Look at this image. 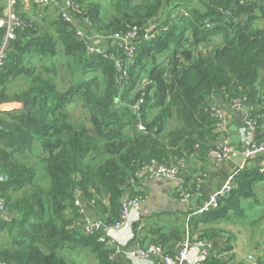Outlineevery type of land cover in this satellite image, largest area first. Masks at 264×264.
<instances>
[{
  "label": "trees",
  "instance_id": "1",
  "mask_svg": "<svg viewBox=\"0 0 264 264\" xmlns=\"http://www.w3.org/2000/svg\"><path fill=\"white\" fill-rule=\"evenodd\" d=\"M72 1L79 13L70 23L57 7L19 4L27 26L17 31L0 67V169L8 176L0 183V198L14 214L0 216L4 264H70L62 251L71 242L91 247L100 264H109L111 246L78 230L83 215L76 201L114 224L127 186L151 160L207 159L217 135L212 98L220 94L229 102L248 95L264 66L259 0H112L110 11L95 1ZM133 29L130 58L111 44L103 46L109 58L91 55L79 35L101 38ZM115 60L128 63L120 88ZM60 68L70 75L68 83ZM78 102L86 119L71 113L69 105ZM257 116L264 131V89ZM259 167L241 169L220 207L190 220L191 240L208 237H193L200 220L224 219L242 200L256 197L264 181ZM135 233L143 247L163 249L186 237L180 227L166 232L135 225ZM205 264L226 260L214 257Z\"/></svg>",
  "mask_w": 264,
  "mask_h": 264
},
{
  "label": "crops",
  "instance_id": "2",
  "mask_svg": "<svg viewBox=\"0 0 264 264\" xmlns=\"http://www.w3.org/2000/svg\"><path fill=\"white\" fill-rule=\"evenodd\" d=\"M261 3L264 4V2ZM5 4L6 0H0V17L3 15ZM91 39L95 45L104 46L97 37L92 36ZM204 49L200 48L199 51L201 52ZM263 89L264 79L246 96L247 100L243 105V110L240 111L232 109L230 103L220 94L212 98L213 104L224 111L225 116H227V132L230 138L231 150V158L229 160L219 162L210 156L207 159L191 156L187 160L174 161L177 165H181V161L185 164V168L180 170L176 180L162 177L149 179L146 172L141 171V173L137 174L136 179L131 181L126 188L127 194L145 196L146 200L144 202L151 197H155L154 204L157 207L164 197H173L177 202H181L176 199L178 189L181 187L193 193L192 199L185 204L183 211L153 212L150 217L144 215L146 229L164 227L166 232H172L180 227L186 233L184 239L189 238L188 227L190 220L193 217L196 218L208 213L197 212L199 208L210 200L216 191L226 184L229 176L237 172L243 164L244 166H256L257 164L264 166L263 155L248 161L244 160L242 156L243 141L240 133L244 113L249 110H255V105L260 99ZM260 132L261 141L264 143V131L261 128ZM157 179L161 182L156 183L155 180ZM255 191V198L250 197L247 200H242V205L236 207L235 211L230 210V213L224 219L212 220L206 223L200 220L197 223L193 237L208 235V237H205L207 245L204 250L210 258L219 257L221 260H226V264H260L259 259L264 261V181L257 184ZM85 209L88 217L95 218V214L88 207H85ZM135 225L133 223L131 228L114 232V242L119 248L117 249L115 245L110 243L106 244L107 247L111 246L109 248L113 249V252L108 257L109 264H155L154 256L148 259H141L136 256L135 252L139 241L136 240ZM77 227L80 231L81 225L78 224ZM78 238L77 236V240ZM189 239L191 240V238ZM176 243L166 242L164 244L169 254H176L179 245V243ZM146 246L147 243L144 244V247ZM64 248L62 255L69 260L70 264H100L96 256L91 252V247L85 246L83 243L71 242L66 244ZM200 253H203V249H199V253L191 252L190 256L196 259L200 256ZM71 254L80 258L78 263L70 260ZM249 257L253 259L250 260ZM176 264L184 263L176 262Z\"/></svg>",
  "mask_w": 264,
  "mask_h": 264
},
{
  "label": "built area",
  "instance_id": "3",
  "mask_svg": "<svg viewBox=\"0 0 264 264\" xmlns=\"http://www.w3.org/2000/svg\"><path fill=\"white\" fill-rule=\"evenodd\" d=\"M264 2V0H260ZM243 3V2H242ZM19 4L22 5L21 8L30 9L32 6H51L57 7L60 11V16L65 22H75L74 13H79L78 8L75 6L72 0H65L64 2H59L58 0H6V4L3 8V15L0 17V29L4 30L3 37L0 38V67L5 64L7 56V48L11 41L15 40L17 37V31L19 29H24L27 24L19 15ZM81 38L87 42V52L89 54L102 55L104 58H109V51L107 46H96L91 38H88L83 32L79 31ZM137 37V30L129 31L126 34L116 33L107 37L98 38L103 44H111L115 46L119 55L124 53L130 58L134 55L135 47L133 46V41ZM155 34H149L146 38L152 39ZM121 52V53H120ZM124 52V53H123ZM128 63H123L121 60H115V68L117 73H120L119 82H117L118 88L123 86L125 80L128 78V69L126 65ZM264 69V66H263ZM247 95L242 97L234 98L229 101L232 109L236 111L243 110V105L247 100ZM143 100H140L133 108L136 112H139ZM210 114L215 120V132L216 138L213 142L212 148L210 149L208 156L212 157L216 161L223 162L231 158L230 150V138L227 132V116H225L224 111L219 109L216 105H212L210 108ZM260 116L254 117V110H249L243 115V125L240 128V133L242 135V156L245 161L251 160L260 155L264 156V143L261 141V132L259 127ZM140 131H144L145 127L140 123L138 125ZM181 165L177 164H164L159 163L156 160H151V162L145 165L141 171H145L149 179L153 178H166L169 180H176L179 176L181 169L185 168L184 162H180ZM246 165L244 164L239 168V170L229 176L226 184L216 191L201 208H199L197 213H205L211 210H216L220 207L222 201L227 199L233 190L234 178L236 174ZM259 171L264 173V166L259 167ZM138 173V174H139ZM8 176L0 169V183L6 182ZM193 197V193L187 191L183 187L178 189L176 199L186 204ZM146 200L145 196L137 195L132 196L125 194L120 201L121 209L119 219L114 224H105L99 218H90L87 216L85 206L79 201H76V206L78 207V212L83 215V223L81 225L82 231L87 236H97L98 241L104 244L115 245L114 242V232L120 231L125 228H131V225L135 223L136 225L144 226V218L141 213L142 203ZM7 212V205L4 199L0 198V216H4ZM138 248L135 252L136 256L141 259H148L151 256L155 257V264H176V262L184 264H205L210 257L208 253L204 250L207 243L205 241L197 240L193 241L189 238L184 239L179 243L175 255L169 254L160 245H149L147 247H142L138 242ZM116 247L118 245H115ZM119 247H117L118 249ZM199 249H203V253L196 259L191 258V252L199 253ZM249 259H253L249 257ZM0 264H4L1 263Z\"/></svg>",
  "mask_w": 264,
  "mask_h": 264
},
{
  "label": "water",
  "instance_id": "4",
  "mask_svg": "<svg viewBox=\"0 0 264 264\" xmlns=\"http://www.w3.org/2000/svg\"><path fill=\"white\" fill-rule=\"evenodd\" d=\"M259 76H260V80L259 83H261L264 79V69L263 67L259 70ZM156 183H160L161 181H159V179L155 180ZM155 197H151L149 198L148 201L144 202L141 206V213L144 217H150L151 214L153 212L156 213H161L164 211H183V209L185 208V204L181 203V202H177L173 197H168V198H163L161 203L159 204V206L157 207L155 204ZM6 217H13L14 214L9 213L8 211L5 213Z\"/></svg>",
  "mask_w": 264,
  "mask_h": 264
},
{
  "label": "rangeland",
  "instance_id": "5",
  "mask_svg": "<svg viewBox=\"0 0 264 264\" xmlns=\"http://www.w3.org/2000/svg\"><path fill=\"white\" fill-rule=\"evenodd\" d=\"M91 1H95V2H98V3L102 4V6L104 8H106L108 11H110V4H111L112 0H91ZM49 18H51V17H49ZM258 24L264 25V19L260 20L258 22ZM59 63H61V62H59ZM65 72H66V69L60 68L59 74L61 73L62 76H65L66 80H67V83H68L71 80V78H70V75L67 76ZM64 87L65 88L68 87L67 84ZM80 106H81V104H80V102H78V103L70 104L69 108H72L71 109L72 110L71 113H72V115L74 117L77 118L79 116L82 119H86L87 116H88L87 112H86V110L81 109ZM70 260L71 261L73 260L72 262H74V263H78L80 258L78 256L74 255V254H71Z\"/></svg>",
  "mask_w": 264,
  "mask_h": 264
}]
</instances>
